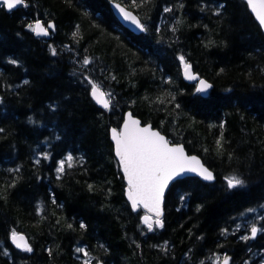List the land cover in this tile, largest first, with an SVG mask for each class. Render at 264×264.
I'll use <instances>...</instances> for the list:
<instances>
[{"label":"trees","instance_id":"16d2710c","mask_svg":"<svg viewBox=\"0 0 264 264\" xmlns=\"http://www.w3.org/2000/svg\"><path fill=\"white\" fill-rule=\"evenodd\" d=\"M111 1L134 11L145 31L124 28ZM25 3L0 6V264H214L224 255L264 264V34L247 4ZM38 20L54 22L50 38L29 30ZM181 56L212 84L207 96L184 81ZM88 79L112 94L109 110L96 106ZM127 110L215 176L173 183L164 227L151 232L125 199L109 138ZM231 175L244 186L228 189ZM253 224L262 230L243 239ZM13 230L31 252L11 245Z\"/></svg>","mask_w":264,"mask_h":264},{"label":"snow or ice","instance_id":"6c2138e0","mask_svg":"<svg viewBox=\"0 0 264 264\" xmlns=\"http://www.w3.org/2000/svg\"><path fill=\"white\" fill-rule=\"evenodd\" d=\"M249 6L256 14L261 26H264V0L257 4L254 0H248ZM0 6L6 7L11 11L18 6H27L25 0H0ZM119 14L124 20L130 21L140 31H145V26L141 21L131 12L125 10L119 4L116 5ZM171 11V9H165ZM36 36H48L49 30H55L54 24H44L36 21L34 24L28 25ZM79 28L73 34L74 37L78 35ZM53 55L56 54L53 49ZM180 61L184 66V75L188 80H198L196 87L197 93H207L212 85L203 79H199L191 71V65L186 63L184 57H180ZM15 63V61H12ZM89 58L85 57L83 64L85 66L90 64ZM87 79V78H86ZM27 83V81H25ZM91 85V96L93 99L105 110L111 107V93H106L101 90V86L91 79H88ZM112 139L115 142V152L121 166L124 177L127 181V196L131 203L133 211L143 207L147 210L146 215L142 217V223L149 232L154 228H163L164 223L161 219L162 204L165 189L169 182L181 177L185 173H196L205 181H213L215 179L213 173L204 167L200 160L195 156H188L182 146H170V142L159 132L153 131L151 127H141L140 122L128 115L124 122L123 130H112ZM219 144V141L217 142ZM68 167L72 166L73 157L69 155L67 158ZM65 161H61L57 168L58 173H63ZM228 189H236L244 186V180L237 175L225 177ZM81 228L85 225L81 224ZM262 229L253 224L250 228V235L243 237V239H255L258 232ZM12 242L18 249L24 252H31L32 248L23 235H19L15 230L11 233ZM167 245H165V248ZM78 252H87L84 249H77ZM89 264V261H85ZM214 264H230V257L224 255L217 256Z\"/></svg>","mask_w":264,"mask_h":264},{"label":"water","instance_id":"95a60500","mask_svg":"<svg viewBox=\"0 0 264 264\" xmlns=\"http://www.w3.org/2000/svg\"><path fill=\"white\" fill-rule=\"evenodd\" d=\"M243 1L247 4L248 9H249L251 15L253 16V18L255 19V21L257 22V24L259 25V27L261 28L262 33L264 34V26H261V25H260L258 19L256 18V14L252 11V8L249 6L248 0H243ZM254 2L257 3V4H259V3H261V0H254ZM117 4H119L121 7H124L125 10L131 12L132 15H135L140 21H141V19L139 18V16H138L134 11L130 10V9L127 8L125 5H123V4L119 3V2L111 1V3H110L111 10H112L114 16L116 17V19L119 21V23H120L124 28L128 29L130 32H132V33L135 34V35H140V34H142L144 31H140L138 28H136L135 25L131 24L130 21H126V20L123 19V17H122V16L119 14V12H118V9H117V7H116ZM18 7H19V6H18ZM18 7H17V8H18ZM5 8H6V7H5ZM17 8H16V9H17ZM13 10H15V9H13ZM8 11H9V10H8ZM11 11H12V10H11ZM38 21H39V20H38ZM40 22H42V21H40ZM42 23H43V22H42ZM49 23L54 24V22H49ZM49 23H47V24H49ZM141 23H142V21H141ZM43 24H44V23H43ZM47 24H44V26L46 27ZM54 25H55V24H54ZM55 31H56V28H55V30H51V29H50V30H49V35H48V36H38V37L50 38L51 35H52L53 33H55ZM191 71H192V73H193L194 75H196L199 79H203V80H205L206 82H208L206 79L201 78L198 74H196V73L194 72L192 66H191ZM182 77H183V79H184V81H185L186 83H189V84H195L196 87L198 86V80H188V79H186V77H185V75H184V68L182 69ZM208 83H210V82H208ZM210 84H211V83H210ZM211 85H212V84H211ZM211 89H212V88H211ZM211 89H210L207 93H204V94L199 93V94H200L201 96H204V97H205V96H207V95L209 94V92L211 91ZM102 91H103V90H102ZM90 93H91V91H90ZM90 96H91V94H90ZM91 98H92V100L94 101V103L96 104L97 107H99V108L102 109V110H105L103 107H101V106H100V105H99V104L93 99L92 96H91ZM108 110H109V109H108ZM129 114H131V116H132L133 119L138 120V121L140 122V126H141V127H151V129H152L153 131H157V132H159V133H160L161 135H163L167 140H168V137H167L165 134L161 133L158 129L154 128L151 124H144V123L141 121V119H139L138 117L134 116L130 110L125 111L124 116H123V121H122V123H121V125H120L119 128L110 127V129H109V138H110V141H111V143H112V145H113V154H114V157H115V159H116V161H117V163H118V165H119V168H120V171H121L122 177H123L124 182H125V184H126L125 192H124V196H125L126 201H127L128 204H129L131 210L133 211V209H132V207H131V203H130V201L128 200V196H127V181H126V178L124 177V174H123V172H122L121 166H120L119 161H118V158H117V156H116V152H115V142H114V140L112 139V130L115 129V130H117L118 132H119V131H122V130H123L124 122L127 120ZM168 141H169V140H168ZM175 145L182 146V147L184 148V150H185V154H186V155L197 157V158L200 160L201 164H202L204 167H206L208 170H210V169H209V168L203 163L202 159H201L199 156H197V155H193V154H189V153L186 151L184 145H182V144H173V143L170 142V146H175ZM210 171H211V170H210ZM211 172H212V171H211ZM212 173H213V172H212ZM213 175H214V173H213ZM188 177L197 178V179H199V180H201L202 182H205V183H214V182H215V179H214L213 181H205V180H203L199 175H197L196 173H185V174H183L181 177H179V178H177V179H175V180H173V181H170L168 187L165 189V192H164L163 204H162V212H163V215H162V217H161L162 221H163V219H164V215H165V197H166V194H167L169 188H170L171 185H172L173 183H175L176 181H178V180H182V179H184V178H188ZM214 177H215V176H214ZM140 209L144 212V214L141 216V221H142V217H143L144 215L148 214V213H147V210L144 209L143 207H140V208H138L136 211H133V212L136 213V212H138ZM18 234H19V235H23V236L25 237V239L27 240V242L29 243V239H28V237L26 236V234H24V233H18ZM10 243H11V245H12L15 249L22 251L21 249H18V248L15 246V244L12 242V239H11V238H10ZM29 245H30V243H29Z\"/></svg>","mask_w":264,"mask_h":264}]
</instances>
